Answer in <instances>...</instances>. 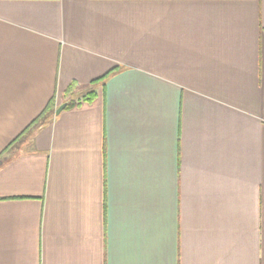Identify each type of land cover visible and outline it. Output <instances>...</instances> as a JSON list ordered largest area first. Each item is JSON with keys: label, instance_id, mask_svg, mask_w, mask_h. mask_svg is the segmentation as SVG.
Here are the masks:
<instances>
[{"label": "crops", "instance_id": "crops-1", "mask_svg": "<svg viewBox=\"0 0 264 264\" xmlns=\"http://www.w3.org/2000/svg\"><path fill=\"white\" fill-rule=\"evenodd\" d=\"M26 131L0 264H264V0H0Z\"/></svg>", "mask_w": 264, "mask_h": 264}, {"label": "trees", "instance_id": "trees-1", "mask_svg": "<svg viewBox=\"0 0 264 264\" xmlns=\"http://www.w3.org/2000/svg\"><path fill=\"white\" fill-rule=\"evenodd\" d=\"M88 101H92L94 98V93L91 92L88 94ZM76 106V103L69 102L67 104L66 109L73 108ZM55 114V105L53 103L49 104L43 114L34 122V125L37 123H45L50 120ZM33 126V125H32ZM31 128V127H30ZM26 133H23L20 137H18L14 142H12L8 148L0 155V167L4 166L8 161H10L13 157L19 154L23 147V141L25 140Z\"/></svg>", "mask_w": 264, "mask_h": 264}, {"label": "water", "instance_id": "water-1", "mask_svg": "<svg viewBox=\"0 0 264 264\" xmlns=\"http://www.w3.org/2000/svg\"><path fill=\"white\" fill-rule=\"evenodd\" d=\"M67 107V104H64V105H62V106H60L58 109H57V111H56V115L58 116V115H60L63 111H64V109Z\"/></svg>", "mask_w": 264, "mask_h": 264}]
</instances>
